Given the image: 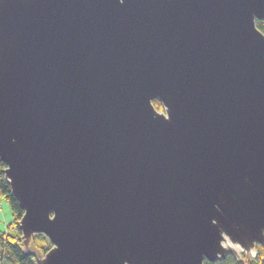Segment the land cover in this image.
<instances>
[{"label":"water","instance_id":"water-1","mask_svg":"<svg viewBox=\"0 0 264 264\" xmlns=\"http://www.w3.org/2000/svg\"><path fill=\"white\" fill-rule=\"evenodd\" d=\"M257 20L264 0H0V163L23 251L38 264L256 258Z\"/></svg>","mask_w":264,"mask_h":264},{"label":"trees","instance_id":"trees-1","mask_svg":"<svg viewBox=\"0 0 264 264\" xmlns=\"http://www.w3.org/2000/svg\"><path fill=\"white\" fill-rule=\"evenodd\" d=\"M256 26L264 33L263 20H257ZM153 105L159 110L163 109L156 99L153 101ZM4 166L3 163H0V198L6 200L9 204L10 210H12V219L6 228L0 229V264H38L35 256L23 251L22 233L18 228V223L24 211L20 209L17 200L11 193L6 178H4ZM33 241L34 246L43 253L51 246V242L43 234L34 235ZM256 253V258L251 255H243V259L239 261L232 254H228L225 258L216 262L206 259L204 264H264V246L258 244Z\"/></svg>","mask_w":264,"mask_h":264},{"label":"rangeland","instance_id":"rangeland-1","mask_svg":"<svg viewBox=\"0 0 264 264\" xmlns=\"http://www.w3.org/2000/svg\"><path fill=\"white\" fill-rule=\"evenodd\" d=\"M1 208H0V229L6 228L7 224L11 222L12 210H10L9 204L6 200L0 198Z\"/></svg>","mask_w":264,"mask_h":264},{"label":"clouds","instance_id":"clouds-1","mask_svg":"<svg viewBox=\"0 0 264 264\" xmlns=\"http://www.w3.org/2000/svg\"><path fill=\"white\" fill-rule=\"evenodd\" d=\"M120 3L122 4L123 3V0H120Z\"/></svg>","mask_w":264,"mask_h":264},{"label":"built area","instance_id":"built-area-1","mask_svg":"<svg viewBox=\"0 0 264 264\" xmlns=\"http://www.w3.org/2000/svg\"><path fill=\"white\" fill-rule=\"evenodd\" d=\"M0 208H1V200H0Z\"/></svg>","mask_w":264,"mask_h":264},{"label":"snow or ice","instance_id":"snow-or-ice-1","mask_svg":"<svg viewBox=\"0 0 264 264\" xmlns=\"http://www.w3.org/2000/svg\"><path fill=\"white\" fill-rule=\"evenodd\" d=\"M123 2H124V0H123ZM0 160H2V159H0ZM7 169H5V171H6Z\"/></svg>","mask_w":264,"mask_h":264}]
</instances>
